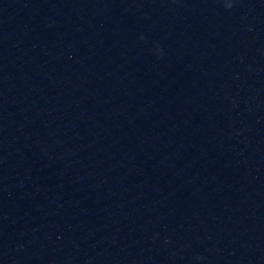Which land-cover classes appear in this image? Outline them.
<instances>
[{"label":"water","instance_id":"95a60500","mask_svg":"<svg viewBox=\"0 0 264 264\" xmlns=\"http://www.w3.org/2000/svg\"><path fill=\"white\" fill-rule=\"evenodd\" d=\"M0 264H264V0H0Z\"/></svg>","mask_w":264,"mask_h":264},{"label":"clouds","instance_id":"9594fccd","mask_svg":"<svg viewBox=\"0 0 264 264\" xmlns=\"http://www.w3.org/2000/svg\"><path fill=\"white\" fill-rule=\"evenodd\" d=\"M225 7H226L227 9H231V8L233 7V4H232V3H225ZM140 39H141V40H144L145 38H144L143 36H141ZM158 58H162V53H160V54L158 55Z\"/></svg>","mask_w":264,"mask_h":264}]
</instances>
